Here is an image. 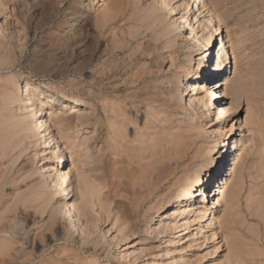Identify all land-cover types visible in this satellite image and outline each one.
Here are the masks:
<instances>
[{
  "label": "rangeland",
  "instance_id": "1",
  "mask_svg": "<svg viewBox=\"0 0 264 264\" xmlns=\"http://www.w3.org/2000/svg\"><path fill=\"white\" fill-rule=\"evenodd\" d=\"M95 1L0 0V264H264V0H207L224 37L212 62L228 35L224 74L242 97L237 112L226 111L232 97L218 92L201 121L185 108L194 36L174 31L178 15L158 0ZM106 11L111 21L100 27ZM26 81L71 104L54 105L51 117L74 183L81 172L95 188L91 206L79 202L81 225L63 214L56 158L29 120L39 100ZM233 127L238 159L232 170L229 153L222 160L226 190L212 225L200 232L195 220L184 238L179 220L202 199L183 195L150 233L159 204L218 158L217 137Z\"/></svg>",
  "mask_w": 264,
  "mask_h": 264
},
{
  "label": "bare ground",
  "instance_id": "2",
  "mask_svg": "<svg viewBox=\"0 0 264 264\" xmlns=\"http://www.w3.org/2000/svg\"><path fill=\"white\" fill-rule=\"evenodd\" d=\"M186 1L187 6L183 9L179 5L174 4L172 0H158V4L165 5V7L169 8L171 12L170 16L175 17L178 15L176 19L174 18L176 20V23L173 26L174 31H182L184 28H189L191 30V37L194 36V38H192L194 40L192 51H195V54L190 61L191 68L185 69L189 79L187 82H182L184 85L182 91H185V94L187 95V98H185V108L191 114L196 116L197 120L201 121L204 118L209 119L215 112V110H212V106L214 105V101L218 99V92L221 91L223 94L231 95L232 97L226 111L237 112L239 110V105H237V103L240 101L242 93L239 92L235 95L230 92V75L226 73L224 74L226 64L230 58L229 48L232 47L231 38L228 35H226L225 40L221 41L222 46L219 50L221 60L218 64H216V60H214L215 62H212V52L218 47L220 36L223 37V29L221 28L222 18L216 7L211 5L207 0H185V2ZM79 2L85 3L86 0H79ZM95 2L96 5H100L101 3V1L98 0ZM189 7L190 9H188ZM109 12L106 11L97 15L96 20L100 27L106 26L111 21L112 13ZM199 15L204 17L201 24L205 27L206 32L205 36L201 38L198 33L199 26H197L199 20L196 22ZM66 31H68L67 28H65V32ZM231 49H233V47ZM236 70L237 65L235 64L234 71L236 72ZM192 75L196 76L191 78ZM219 75H221V78L212 80ZM23 87L26 94L30 95L31 98H38L39 100L38 104H33L31 113H29V120L32 123L34 132L37 131V133H39L41 136L40 138H42L44 143L50 147L52 154H54V157L56 158H54L56 160V167L54 166V183L56 185V195L63 199V214L72 222L74 221L77 225H81V212L78 209L79 202L81 200V203H83L85 207L91 206L94 201L95 188L81 172L78 173L77 184L74 183L73 169L65 166L69 159L66 145L61 142L57 134L53 133V119L51 117L54 105L66 108L71 104L66 99L49 96L45 91L37 89L32 90V83L30 81H26L25 86ZM214 95L217 96L213 97ZM16 98L19 100L20 95H16ZM77 108L78 107L73 105L70 109L74 112L78 110ZM217 116L218 120H223L225 117V111H220L217 113ZM246 121L248 124L252 123L253 118H247ZM224 130L225 132L217 137L216 148L220 150L218 158H215L213 162H209L207 168L200 171L187 186L179 191L175 198H172L173 200L170 199L166 202L162 201L157 208L159 212L156 218L164 213L163 210L170 201H177L183 195L197 196V194H199L202 199L201 205L196 206V204H190L186 216L179 220L182 222L178 227H183V230H189L184 238L188 237L191 223L195 220L200 223L203 222L199 226L200 232L204 231L206 226L212 225L213 219L216 217L218 205L221 203L222 196L226 190L227 178L226 174L224 175L225 170H223V178V175L220 174V172L222 171V160L224 161L228 153L229 155L227 159L228 164L231 165V170L233 169V166H236L238 159L236 147L241 139L237 137L236 140H233L235 127L231 129L225 128ZM45 159V157L42 159L44 161L41 168L43 172L46 171ZM206 172H208V182L204 188L201 186L203 181H206V178H204V173ZM232 186L234 188L236 187V184ZM232 193L233 190L231 191V195ZM174 215H177V212H174ZM159 228L160 222L158 218L153 224L151 223L149 232L154 234ZM212 235L213 237L217 235L216 229H213Z\"/></svg>",
  "mask_w": 264,
  "mask_h": 264
}]
</instances>
